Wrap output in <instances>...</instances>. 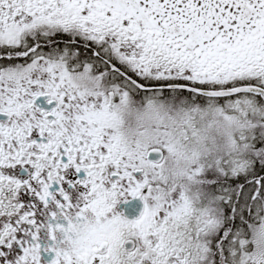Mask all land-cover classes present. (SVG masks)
I'll return each instance as SVG.
<instances>
[{
  "label": "snow or ice",
  "instance_id": "6c2138e0",
  "mask_svg": "<svg viewBox=\"0 0 264 264\" xmlns=\"http://www.w3.org/2000/svg\"><path fill=\"white\" fill-rule=\"evenodd\" d=\"M0 264H264V0H0Z\"/></svg>",
  "mask_w": 264,
  "mask_h": 264
}]
</instances>
